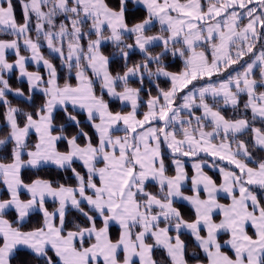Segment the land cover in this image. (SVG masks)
I'll list each match as a JSON object with an SVG mask.
<instances>
[{"label":"snow or ice","instance_id":"obj_1","mask_svg":"<svg viewBox=\"0 0 264 264\" xmlns=\"http://www.w3.org/2000/svg\"><path fill=\"white\" fill-rule=\"evenodd\" d=\"M19 4L22 23L13 0H0V32L13 37L0 39V264L21 252L19 264H159L155 249L167 264H189L182 235L196 264H264V201L252 190H264V0ZM42 42L66 67L63 83ZM29 60L46 75L28 71ZM15 70L27 92L6 78ZM117 100L129 110L113 111ZM202 153L229 166L218 167L219 182ZM48 166L61 178L24 179Z\"/></svg>","mask_w":264,"mask_h":264},{"label":"trees","instance_id":"obj_2","mask_svg":"<svg viewBox=\"0 0 264 264\" xmlns=\"http://www.w3.org/2000/svg\"><path fill=\"white\" fill-rule=\"evenodd\" d=\"M13 3L15 5L17 21L22 23L23 22V14H22L21 6L19 4V0H13ZM32 24H33V27H34V25H35V19L34 18H33ZM158 27L159 26L157 25V28ZM32 36L35 38V32L32 33ZM12 38L13 37H11V36L3 33V32H0V39H12ZM102 50L105 52L106 55L110 54V53H112L114 51V49L111 47L110 44L107 45L106 47H104ZM20 51H21V55H24V56H28L30 54L29 52H27L24 49L22 41H21V50ZM41 51H42L43 55H45L47 58L52 60V62L56 65L57 70H58V75L60 77V83H63L65 78H67V75H68L66 67H63L61 65V62H60L58 57H56L54 54H50L49 49L47 48L46 44H44L43 42H42ZM138 58H139L138 56L134 55V56L131 57L130 62H134ZM8 60H9V62H14L15 61V54H14L13 51L9 52ZM120 63L121 62H117V63H114L112 65L113 71L119 70V64ZM180 67H182V64L178 60V61H176L175 65L172 66L171 70L176 71ZM27 69H28V71H37V70H39L42 74L46 75L45 69L43 68L42 64L37 66L34 62H30L29 61L28 64H27ZM18 76H19L18 70H15L14 72L7 74L6 78L9 79V82L12 85L13 88L20 87V88H23L25 90V92H27V84H26V82L18 80L17 79ZM73 77H74V73H73ZM71 82L75 83L74 78H73V80ZM169 86L170 85L167 82L161 80V87L167 88ZM96 88H97V92H99V84L98 83L96 85ZM147 88H148V85L146 84L145 85V91H147ZM153 95H155V89H153ZM9 98L12 99L11 96ZM105 99L106 100H110V98L107 97L106 95H105ZM145 99H146V97H145ZM36 101H37V103L40 102V96L39 95L36 96ZM13 103L14 104H18V100H13ZM110 106H111L113 111H119V110L126 109L124 107H120L118 100L117 101H111ZM142 109H144V108H141V110ZM224 114L226 116H228V117H231L233 115V110L224 109ZM248 116L250 118L251 114L248 113ZM257 126H259V124ZM6 131H7V129H6V126H5V121L3 120V108L0 107V138H3V136L6 134ZM33 138H34V136H33ZM63 147L64 146L61 145L62 149H63ZM7 148H8V150H10L11 145L9 144L7 146ZM162 151H164L163 147H162ZM3 152H4V150L2 148H0V155H2ZM164 153H165V156H166V164L168 165V173L172 174L174 170H173L172 164L169 162V159L167 158L168 152L166 153L164 151ZM204 157L209 158V160H211V161L214 160V158L211 157V156H204ZM215 160L219 161L218 159H215ZM221 163H223V162H221ZM208 173H210L213 178L218 180V174L217 173L212 172L210 170H208ZM23 175H24V179L26 181H28V180H30L32 178H35L36 175H39V176H41L43 178H50V179L56 180V179H60L63 174L58 175L57 171L54 169V167L48 166V167H44V168H42L40 170H32L31 172L24 171ZM148 187H149L150 191H157L158 190L157 187L154 185V183H150ZM252 190H255V194L258 196V198L260 200L264 201V190H262V189L258 190L257 188H253ZM6 198H7V191L3 187V185L0 184V199H6ZM48 206L50 208L54 207L53 203L50 202V201H49V205ZM177 206H179L181 208V210L185 213V215L188 214L189 206H187V204H185L183 202H177ZM13 215L14 214L10 212L8 214V218L11 219L13 217ZM38 219L39 218L36 215H33L32 216V223L26 224V228H30V227L34 226V224L38 222ZM112 235H113V238H116L118 236V226H114L112 228ZM224 237L225 236H221V238H224ZM182 239H185L186 242H188V244H189V248H188L189 264H193V263L196 262L195 260L191 259V255H192V252H193L194 241L191 240L189 235H182ZM149 242H152V241L149 240ZM21 259H26V257L24 256L23 252H21L17 256L16 260L13 261V264H19V260H21ZM154 259H156L159 262V264H167V255H166V252L163 249H155L154 250Z\"/></svg>","mask_w":264,"mask_h":264},{"label":"crops","instance_id":"obj_3","mask_svg":"<svg viewBox=\"0 0 264 264\" xmlns=\"http://www.w3.org/2000/svg\"><path fill=\"white\" fill-rule=\"evenodd\" d=\"M27 57H30V54ZM29 61L32 62L31 60H29ZM119 105H120V107H124V106L121 105L120 102H119ZM124 108H126V109L119 110V111H125L126 112V111L129 110V108H127V107H124ZM145 110H146V108L140 110L141 117H142L143 111H145ZM119 134L122 135L123 133H119ZM33 136H34V134H33ZM198 161H202L203 162V164H204L203 170L205 171L206 174L212 176L210 173H208V170H210V171L214 170V172L218 174V180L217 181L219 182V170H218L219 166L214 168V167H212V165H213V163L216 164V163H221V162L220 161H215V160L211 161V160H209V158L207 159V157H199ZM169 162L171 163L170 159H169ZM184 163H185V169H186V171L188 173V177H189V179L185 182L184 191H185L186 194H190L191 176L193 175V169H192L193 160L192 159H190V160L184 159ZM173 170H174V167H173ZM174 171H173L172 174H174ZM172 174H170V175H172ZM221 197H223V194H221ZM178 202H183V203L186 204V202H184V201H178ZM222 202H224L223 199H222ZM193 264H196V262L193 263Z\"/></svg>","mask_w":264,"mask_h":264},{"label":"rangeland","instance_id":"obj_4","mask_svg":"<svg viewBox=\"0 0 264 264\" xmlns=\"http://www.w3.org/2000/svg\"><path fill=\"white\" fill-rule=\"evenodd\" d=\"M244 99H246V97H243L242 98V100H241V104H243V100ZM228 109H230V110H232L231 108H228ZM250 113V112H249ZM251 114V113H250ZM204 157V156H203ZM199 158V157H198ZM202 159V158H201ZM208 159V158H207ZM186 160H190V159H186ZM216 161V160H215ZM221 162H223V161H221ZM216 165L217 166H223V167H229L228 165H227V163L224 161L223 163H216ZM212 172H214V170H212ZM3 185V184H2ZM3 187L5 188V186L3 185ZM253 188H257L258 190H261L259 187H257V186H253ZM6 189V188H5ZM254 191V193H255V190H253ZM119 231V230H118ZM227 237H224V238H221V241H223V240H225Z\"/></svg>","mask_w":264,"mask_h":264},{"label":"water","instance_id":"obj_5","mask_svg":"<svg viewBox=\"0 0 264 264\" xmlns=\"http://www.w3.org/2000/svg\"><path fill=\"white\" fill-rule=\"evenodd\" d=\"M163 150L167 153L168 152V150H167V148L166 147H163ZM202 156H207V155H205V154H201L199 157H202ZM184 159H190V158H184Z\"/></svg>","mask_w":264,"mask_h":264}]
</instances>
